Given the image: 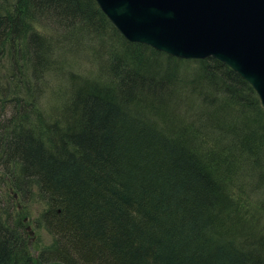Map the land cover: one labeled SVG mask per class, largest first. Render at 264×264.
Listing matches in <instances>:
<instances>
[{"label": "trees", "instance_id": "obj_1", "mask_svg": "<svg viewBox=\"0 0 264 264\" xmlns=\"http://www.w3.org/2000/svg\"><path fill=\"white\" fill-rule=\"evenodd\" d=\"M0 169L13 193L35 189L51 238L34 258L0 211V264H264L253 89L214 59L125 41L94 0H0Z\"/></svg>", "mask_w": 264, "mask_h": 264}, {"label": "water", "instance_id": "obj_2", "mask_svg": "<svg viewBox=\"0 0 264 264\" xmlns=\"http://www.w3.org/2000/svg\"><path fill=\"white\" fill-rule=\"evenodd\" d=\"M94 2L129 43L179 60L224 64L253 89L264 112V0Z\"/></svg>", "mask_w": 264, "mask_h": 264}, {"label": "rangeland", "instance_id": "obj_3", "mask_svg": "<svg viewBox=\"0 0 264 264\" xmlns=\"http://www.w3.org/2000/svg\"><path fill=\"white\" fill-rule=\"evenodd\" d=\"M75 58L76 64L73 65L77 74L83 75L87 71L94 70L93 66L88 62L87 57L83 54L77 53ZM64 76L55 80L53 77L45 79L47 86L45 87L44 83V88L36 104L38 111L45 114L44 117L51 116L58 119V115L51 114L52 102L54 101L53 90L61 88L65 84L61 82H65ZM3 174L4 172L0 169V211L2 213V221L9 227L15 228L17 226V219L20 220L19 222L25 230L24 240L26 247L33 254V257L36 258L39 253L42 256L47 255L44 249L50 245L51 238L40 226V215L44 207L36 198L35 189L29 184L24 183L19 193H13L9 189L8 179ZM8 195L12 196V200L8 198ZM45 264L48 263L46 262Z\"/></svg>", "mask_w": 264, "mask_h": 264}]
</instances>
